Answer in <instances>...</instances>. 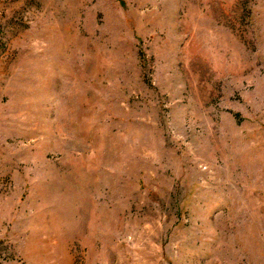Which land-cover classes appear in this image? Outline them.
I'll use <instances>...</instances> for the list:
<instances>
[{"label":"rangeland","instance_id":"obj_1","mask_svg":"<svg viewBox=\"0 0 264 264\" xmlns=\"http://www.w3.org/2000/svg\"><path fill=\"white\" fill-rule=\"evenodd\" d=\"M0 264H264V0H0Z\"/></svg>","mask_w":264,"mask_h":264}]
</instances>
